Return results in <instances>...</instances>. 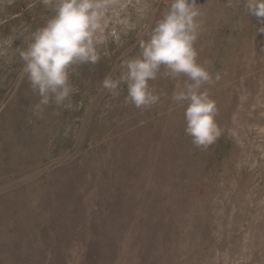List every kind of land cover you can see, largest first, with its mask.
I'll list each match as a JSON object with an SVG mask.
<instances>
[{
	"label": "rangeland",
	"instance_id": "obj_1",
	"mask_svg": "<svg viewBox=\"0 0 264 264\" xmlns=\"http://www.w3.org/2000/svg\"><path fill=\"white\" fill-rule=\"evenodd\" d=\"M95 2L100 61L72 77L75 107L38 113L19 52L52 6L0 0V44L10 41L0 54V201L29 197L31 256L37 264H264V23L247 0H197L198 61L220 77L205 86L220 136L197 148L171 98L186 78L162 68L150 82L160 101L148 110L126 104L123 85L119 97L101 87L139 55L171 0Z\"/></svg>",
	"mask_w": 264,
	"mask_h": 264
},
{
	"label": "clouds",
	"instance_id": "obj_2",
	"mask_svg": "<svg viewBox=\"0 0 264 264\" xmlns=\"http://www.w3.org/2000/svg\"><path fill=\"white\" fill-rule=\"evenodd\" d=\"M42 3L52 6L53 15L31 32L26 48L19 52L23 62L21 73L39 98L35 105L38 113L50 106L72 109L73 96L79 91L72 77L80 66L95 65L101 58L96 47L100 5L95 0ZM246 7L249 15L264 23V0H247ZM200 16L197 0H171L148 38L141 41L139 55L121 61L119 78L106 76L101 87L119 97L123 85L124 102L138 110H148L160 101L150 82L158 78L162 68L171 80L186 78L183 88L174 91L171 98L183 106L185 135L195 147L206 148L219 138L220 130L217 104L205 86L214 85L220 77L209 71L210 61H198ZM9 43L0 44V54L3 45Z\"/></svg>",
	"mask_w": 264,
	"mask_h": 264
},
{
	"label": "bare ground",
	"instance_id": "obj_3",
	"mask_svg": "<svg viewBox=\"0 0 264 264\" xmlns=\"http://www.w3.org/2000/svg\"><path fill=\"white\" fill-rule=\"evenodd\" d=\"M165 73V72H164ZM93 97V96H92ZM43 123V122H42ZM36 127V126H35ZM76 128V127H75ZM4 139V138H3ZM56 148V147H55ZM35 176V175H34ZM26 177V176H25ZM28 178V177H27ZM25 181V178H22ZM21 179V180H22ZM31 179V177H30ZM31 187V186H30ZM29 189V188H28ZM43 189V188H42ZM35 190V189H34ZM15 191V190H14ZM28 191V190H26ZM12 192V191H11ZM49 192V190H48ZM47 192V193H48ZM18 193V192H17ZM32 193V192H31ZM12 194V193H11ZM46 194V193H45ZM34 196V195H33ZM27 197V196H26ZM23 197L20 194H14V195H6L2 197V201H0V264H37L36 259H34L33 252H35V249L33 248L34 245H28L27 240L28 238L30 240L33 239L34 236H30L31 234L26 233L29 231V228L33 225H31V218L30 215H22V208L27 211L31 207H29V200L28 198ZM39 197V196H38ZM49 197V195H48ZM40 198V197H39ZM43 198V196L41 197ZM40 198V199H41ZM47 198V195L46 197ZM39 200V199H37ZM43 200H45L43 198ZM47 200V199H46ZM143 200V199H142ZM33 201V199H32ZM36 202V200L34 199ZM40 201V200H39ZM37 203H41V202ZM35 203V205L37 204ZM50 203V202H49ZM43 204V203H41ZM40 204V206H41ZM34 205V206H35ZM47 205V204H46ZM43 206V205H42ZM45 206V205H44ZM43 206V207H44ZM48 206V205H47ZM42 207V209H43ZM38 208V206H37ZM8 209H13L15 211L14 215H8L7 211ZM45 210V208H44ZM38 211V210H37ZM40 211V210H39ZM25 212V211H24ZM23 212V213H24ZM26 212L24 214H26ZM33 212V211H32ZM34 212H36L34 210ZM42 212V211H41ZM31 213V212H30ZM38 214V213H37ZM36 214V215H37ZM40 214V213H39ZM42 214V213H41ZM35 214L32 216L34 217ZM35 215V216H36ZM43 215V214H42ZM39 218V217H38ZM37 218V221H38ZM36 220V219H35ZM34 220V222H36ZM42 220V216H41ZM44 221V220H43ZM43 221H39L40 224ZM33 223V221H32ZM53 223V222H52ZM35 224V223H34ZM38 224V222H37ZM49 224V223H48ZM52 226V225H51ZM34 228V227H33ZM24 229V230H23ZM31 229V228H30ZM35 229V228H34ZM41 229V228H40ZM70 229V228H69ZM28 230V231H27ZM32 231V230H31ZM37 231V228L36 230ZM59 231V230H58ZM32 233V232H31ZM35 233V232H34ZM40 233V232H39ZM57 233V231H56ZM59 234V233H58ZM57 234V235H58ZM34 235V234H32ZM36 235V233H35ZM30 236V237H29ZM60 237V235H59ZM125 241V240H124ZM18 243V244H17ZM19 245V246H18ZM105 246V245H104ZM106 253V252H105ZM33 257H32V256ZM35 256L36 255L35 252ZM38 259V258H37ZM99 261V260H98Z\"/></svg>",
	"mask_w": 264,
	"mask_h": 264
}]
</instances>
